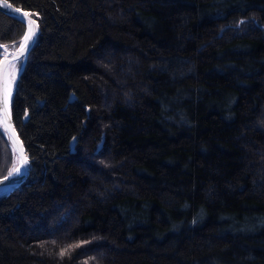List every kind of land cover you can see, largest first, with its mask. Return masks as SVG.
Listing matches in <instances>:
<instances>
[{"label":"trees","instance_id":"obj_1","mask_svg":"<svg viewBox=\"0 0 264 264\" xmlns=\"http://www.w3.org/2000/svg\"><path fill=\"white\" fill-rule=\"evenodd\" d=\"M8 1L0 264H264V0Z\"/></svg>","mask_w":264,"mask_h":264},{"label":"water","instance_id":"obj_2","mask_svg":"<svg viewBox=\"0 0 264 264\" xmlns=\"http://www.w3.org/2000/svg\"><path fill=\"white\" fill-rule=\"evenodd\" d=\"M0 11L6 14H9L11 16H14L18 19L22 17L23 22L25 23V32L22 38L20 39L18 46L15 49L9 50L6 45H3V44L0 45V47L3 49V51L0 52V56H1L0 57V123L2 125V128L5 130L6 134L8 135L10 139L11 146L14 151V160L17 158L21 168H23L22 174H18L14 178L9 177L8 180H5V177L8 176V173L10 172L13 166L12 164L9 171L4 176L0 177V189L5 188V187L7 188L4 192H0V195H1L3 193H6L12 190L15 186L20 184L26 178V176L28 175V171H29V160L26 155V151L22 143V140L19 137V134L13 123L10 102H11L12 93L15 88L16 80L18 78L20 71L22 70L23 65L25 64L26 57L29 52V50L22 51L21 45L24 44V37L28 35L29 31L31 30L33 33V39L30 41L31 47H32V45L34 44L36 40L37 34L39 32V24L36 18L33 15H31L29 11L22 9L21 7L15 6L8 0H0ZM18 59H21L22 62L17 72L14 87L9 97V101L7 105L5 101L6 92H5V86H4L5 72L8 66H10L12 63H15ZM24 157H26L28 161L26 166L22 165L21 163Z\"/></svg>","mask_w":264,"mask_h":264},{"label":"bare ground","instance_id":"obj_3","mask_svg":"<svg viewBox=\"0 0 264 264\" xmlns=\"http://www.w3.org/2000/svg\"><path fill=\"white\" fill-rule=\"evenodd\" d=\"M17 71L18 70L16 69L15 65L12 63L10 66H8L5 72L4 86L7 88V102H6L7 105L15 83V80L13 81L12 77L15 76L16 79ZM13 168H21L17 158L14 160L10 172L13 170ZM6 189H7L6 187L2 188L0 189V192H4Z\"/></svg>","mask_w":264,"mask_h":264},{"label":"snow or ice","instance_id":"obj_4","mask_svg":"<svg viewBox=\"0 0 264 264\" xmlns=\"http://www.w3.org/2000/svg\"><path fill=\"white\" fill-rule=\"evenodd\" d=\"M9 7H10V5H9ZM17 11H19V10H17ZM20 19H21V22H23V18L21 17ZM32 39H33V33L30 30L29 34L24 37V44L21 45L22 51L30 50V48H31L30 41ZM12 80L13 81L15 80V76L12 77ZM5 92H6L5 101L7 102V88L6 87H5ZM21 163H22V165L26 166L27 163H28L27 158L24 157L22 159ZM22 172H23V168H13V170L8 173V176L5 177V180H8L9 177H13L14 178L16 175L22 174Z\"/></svg>","mask_w":264,"mask_h":264},{"label":"rangeland","instance_id":"obj_5","mask_svg":"<svg viewBox=\"0 0 264 264\" xmlns=\"http://www.w3.org/2000/svg\"><path fill=\"white\" fill-rule=\"evenodd\" d=\"M19 44V43H18ZM18 44H17V46H18ZM17 46H7V48L9 49V50H13V49H15ZM2 51H3V49H2ZM21 62H22V60L21 59H18L15 63H13L14 65H15V67H16V69L17 70H19V68H20V65H21ZM18 72V71H17ZM11 168V167H10Z\"/></svg>","mask_w":264,"mask_h":264}]
</instances>
